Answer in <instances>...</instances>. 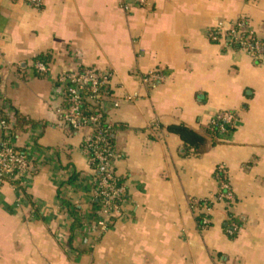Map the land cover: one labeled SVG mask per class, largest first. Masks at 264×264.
<instances>
[{"label": "crops", "instance_id": "crops-1", "mask_svg": "<svg viewBox=\"0 0 264 264\" xmlns=\"http://www.w3.org/2000/svg\"><path fill=\"white\" fill-rule=\"evenodd\" d=\"M238 23L264 40V0H0V120L25 119L10 140L30 160L22 184L0 182V264H264V56L236 47ZM72 68L110 79L125 197L105 231L91 127L60 119L58 78ZM226 112L235 129L203 151L168 129L204 134ZM8 134L0 126V144ZM62 198L80 208L72 244Z\"/></svg>", "mask_w": 264, "mask_h": 264}, {"label": "built area", "instance_id": "built-area-1", "mask_svg": "<svg viewBox=\"0 0 264 264\" xmlns=\"http://www.w3.org/2000/svg\"><path fill=\"white\" fill-rule=\"evenodd\" d=\"M33 1L39 2V0ZM236 26L231 30V34L236 38V43H239L254 57L262 55L260 50L264 51V47L257 41H247V37L242 34L244 24L238 23ZM35 68L40 73H47L50 70L47 64L41 62L36 63ZM58 79L63 88L64 100L71 103L68 110H61V121L74 130L87 126L91 127L92 130L91 135L85 141L84 151L88 156L90 149H94V159L97 160V170L101 175L99 177L93 176L91 181L97 185L95 197L103 198L101 207L103 218L98 221L97 225L100 230L105 231L111 222V218L122 210L125 187L118 183L119 177L113 166L114 153L107 148L108 143L105 134L111 131L112 124L107 121V117H104L106 125L101 126L102 113L85 115L82 113L81 104L83 101H87L94 106L100 105L106 114L105 107L109 102V96L102 88L109 83V75L95 69L82 71L79 68H72L61 74ZM219 118L231 124L234 120V114L226 112ZM0 126L8 134L4 120H0ZM221 132H225L224 127H221ZM29 168V158L24 153L16 152L11 140H4L0 144V182L19 181L18 184H22ZM219 178L221 179V187L217 199L225 202L232 201L233 193L230 184L221 174ZM203 223L208 224L209 218L205 217Z\"/></svg>", "mask_w": 264, "mask_h": 264}, {"label": "trees", "instance_id": "trees-1", "mask_svg": "<svg viewBox=\"0 0 264 264\" xmlns=\"http://www.w3.org/2000/svg\"><path fill=\"white\" fill-rule=\"evenodd\" d=\"M243 35H245V37H247V41L249 42H259L263 47H264V40H258L255 37H251L248 35V33L246 32H242ZM236 47H240L239 43H236ZM261 54L264 56V51L260 50ZM37 62H47L45 57H39L36 60ZM82 71L86 70V69H81ZM103 91L106 92L107 95H110V91L108 90L107 86H104L102 88ZM71 106V103L67 102L64 100V110H68V108ZM81 109H82V113L85 115H91V114H96L97 112H101L103 115V119H101V126L106 125L104 117H107L106 114L103 112L102 107L100 105L98 106H94L92 104H90L87 101H83V103L81 104ZM5 113V109H3L1 111V116H3V114ZM14 116H15V120L12 121L9 118L3 117L2 119H4V121L6 122L7 125V130L9 132L8 135H6L5 140H10L12 134L17 131L18 129H22L24 128V126L26 125V121L24 118H22V116L17 112L14 111ZM221 127L225 128L226 132H232L235 128L233 127L232 124L230 123H226L225 121H223L221 118H215L213 119L205 128V133L201 134L197 131H195L194 129L188 127L185 124H174L169 126V131L178 134L181 139L184 141L185 144V150L189 151L190 149H193L195 151H203L206 144H207V140L209 137H211L212 140V145H214L216 143V138L220 137V133H221ZM111 131L106 133L105 136L107 137V148L114 153V149H113V142H114V136H113V130H114V125L112 124L111 127ZM225 132V133H226ZM13 144V143H12ZM14 150L16 152L19 153H24L26 154L22 149L17 148L16 146H14ZM106 148V146H105ZM88 159L90 162V165L94 171L95 174H93V176H101L100 173L97 170V160H95V156H94V149H90V153L88 154ZM92 176V178H93ZM78 177V174L74 171H72V173L70 174L69 180L68 182H66L65 186L70 184L71 182H73L76 178ZM15 184H18L19 181H12ZM119 184H122L121 180H118ZM93 185V189L96 190L97 189V185L95 183L92 182ZM62 206L65 207V209L67 210V212L70 214L71 218H72V224H71V228H70V243L72 244L74 242V232L78 229H82L83 228V224L81 223V216H80V208L77 205H74L73 203H71L70 201L63 199L61 200ZM95 204L98 206V209L100 210L103 204V198L101 197H97L95 200ZM87 251V250H85Z\"/></svg>", "mask_w": 264, "mask_h": 264}]
</instances>
